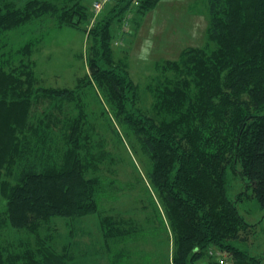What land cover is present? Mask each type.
<instances>
[{
	"label": "trees",
	"instance_id": "1",
	"mask_svg": "<svg viewBox=\"0 0 264 264\" xmlns=\"http://www.w3.org/2000/svg\"><path fill=\"white\" fill-rule=\"evenodd\" d=\"M92 2L0 0V240L8 228L36 237L22 252L0 242V264H72L40 230L54 217L98 211L100 165L111 154L87 128L88 83L141 146L171 228L173 264H226L212 260V247L235 264H260L233 243L251 224L237 207L244 192L231 198L228 177L238 170L264 210V0H207V44L158 61L143 93L113 41L128 32L126 19L137 26L160 0H112L90 25ZM45 20L85 33L87 72L74 87L43 85L32 59L40 41L10 47L9 32ZM110 224L122 234V220Z\"/></svg>",
	"mask_w": 264,
	"mask_h": 264
},
{
	"label": "rangeland",
	"instance_id": "2",
	"mask_svg": "<svg viewBox=\"0 0 264 264\" xmlns=\"http://www.w3.org/2000/svg\"><path fill=\"white\" fill-rule=\"evenodd\" d=\"M91 14L93 18L94 14ZM138 19L137 26L130 21L128 32L123 34L121 41L116 33L113 44L118 39V44L114 45L115 54L127 56L131 77L143 93L146 84L158 73V61L177 59L183 49L207 44V0H160L154 9ZM8 36L13 49L21 48L29 41H40L32 59L36 61L37 75L44 86L74 87L77 77L86 75L87 41L82 30L58 28L45 20L21 26ZM146 95L142 99L148 106L152 98ZM81 96L87 110V128L93 132V144L102 143L111 157L114 156L115 163L107 157L100 165L103 189L97 212L54 217L48 227L41 228L40 236H49V244L65 253L72 264H173L171 228L159 193L147 177V159L138 140L116 121L95 84L83 86ZM34 113L37 115L38 112ZM60 116L63 118V113ZM60 139L56 138L57 141ZM98 139L101 141L97 142ZM228 179L231 198L244 192L237 207L251 224L246 232H241L242 238L233 243L264 264V210L238 170H230ZM3 204L0 194V206ZM114 220L124 222L118 229L122 234L111 233L110 223ZM0 242L9 251L22 252L29 245L36 246V237L25 229L8 228L3 231ZM216 249L208 250L212 260H216ZM225 263L235 264L229 253Z\"/></svg>",
	"mask_w": 264,
	"mask_h": 264
},
{
	"label": "built area",
	"instance_id": "3",
	"mask_svg": "<svg viewBox=\"0 0 264 264\" xmlns=\"http://www.w3.org/2000/svg\"><path fill=\"white\" fill-rule=\"evenodd\" d=\"M112 0H94L93 1V6H92V13L94 14V17L92 18L93 21H95L96 17L101 14L103 12V10H105L106 6L111 3ZM131 15L129 14L127 16V18H129ZM128 20L126 19L125 25L123 27V30H127L128 29V24H127ZM118 39L114 42L115 45L118 44ZM225 256L226 254L220 250L216 251V259L220 260L222 262L225 263Z\"/></svg>",
	"mask_w": 264,
	"mask_h": 264
},
{
	"label": "crops",
	"instance_id": "4",
	"mask_svg": "<svg viewBox=\"0 0 264 264\" xmlns=\"http://www.w3.org/2000/svg\"><path fill=\"white\" fill-rule=\"evenodd\" d=\"M77 79H78V77H77ZM77 81V80H76Z\"/></svg>",
	"mask_w": 264,
	"mask_h": 264
}]
</instances>
